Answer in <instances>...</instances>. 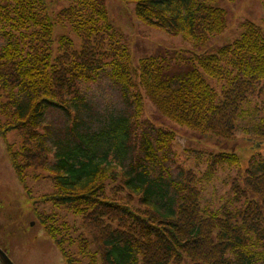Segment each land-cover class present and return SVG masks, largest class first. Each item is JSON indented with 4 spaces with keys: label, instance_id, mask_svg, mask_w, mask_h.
<instances>
[{
    "label": "trees",
    "instance_id": "1",
    "mask_svg": "<svg viewBox=\"0 0 264 264\" xmlns=\"http://www.w3.org/2000/svg\"><path fill=\"white\" fill-rule=\"evenodd\" d=\"M122 1L133 4L139 22L181 36L193 50L227 27L217 0ZM258 1L264 12V0ZM55 27L75 35L79 49L66 38L53 49ZM117 35L104 0H71L55 15L44 0H0V138L18 183L26 190V170H47L55 191L44 201L81 218L91 242L73 246L87 264H264V158L252 157L231 181L229 190L241 203L213 209L202 205L192 171L171 176L175 133L142 130L137 140L136 132L146 99L179 127L232 139L242 105L264 81V28L246 22L239 37L213 53L164 51L136 64ZM103 66L133 92V114L77 133L49 167L42 118L49 109L69 114L81 100L78 84L95 82ZM255 111L257 121L243 134L257 149L264 145V101ZM8 131L18 133V150L7 144ZM224 165L238 166L239 159L209 155L202 179L212 180ZM41 225L65 264H75L64 247L72 246L63 236L65 224L47 216Z\"/></svg>",
    "mask_w": 264,
    "mask_h": 264
},
{
    "label": "rangeland",
    "instance_id": "2",
    "mask_svg": "<svg viewBox=\"0 0 264 264\" xmlns=\"http://www.w3.org/2000/svg\"><path fill=\"white\" fill-rule=\"evenodd\" d=\"M44 2L48 13L55 15L68 8L71 0ZM104 2L109 22L117 32L120 44L128 49L133 64L164 51L213 53L239 37L242 25L246 22L264 28V12L258 0H217L216 5L226 12L227 27L222 34L211 38L205 47L193 50L192 45L181 36H172L139 22L132 3L122 0ZM53 35V49L57 48L61 38L70 39L75 48L79 49L78 39L67 29L55 27ZM3 44L4 41L0 39V46ZM210 84L214 85L212 82ZM78 88L81 100L70 106L69 114L49 109L42 118L39 134L51 150L49 167L54 163V153L73 140L77 133L99 131L110 120L118 116H131L134 112L133 92L115 83L109 76L107 66L102 67L95 82H81ZM263 101L264 81L257 94L250 96L248 102L242 105L243 113L237 122V132L232 139L225 140L202 137L199 133L177 126L160 116L145 99L142 123L136 128L137 140L142 130L151 134L157 129L174 132L175 141L168 153L171 176L177 178L182 172L192 171L200 180L203 206L218 209L227 205L232 208L241 202L229 190L231 181L240 178L252 157L264 158V145L255 149L243 134L244 129H250L257 121L259 116L255 108ZM0 121L3 123L4 117L0 116ZM6 140L15 150L19 149L21 139L17 132L8 131ZM221 152L235 154L239 165L219 167L212 180H203L209 155ZM24 181L26 190L18 183L6 156L4 142L0 138V249L13 264H65L41 225L42 218L51 216L58 224H65L66 232H63V236L72 245H64L67 255H70L75 264H87L85 257L73 246L80 240L91 242L81 218L44 201V197L55 191L51 175L47 170L28 169L25 171ZM93 250L92 248V252Z\"/></svg>",
    "mask_w": 264,
    "mask_h": 264
},
{
    "label": "water",
    "instance_id": "3",
    "mask_svg": "<svg viewBox=\"0 0 264 264\" xmlns=\"http://www.w3.org/2000/svg\"><path fill=\"white\" fill-rule=\"evenodd\" d=\"M0 264H13L6 253L0 249Z\"/></svg>",
    "mask_w": 264,
    "mask_h": 264
}]
</instances>
